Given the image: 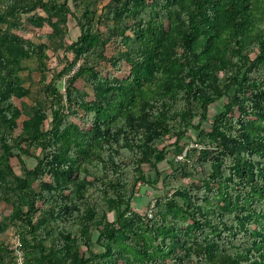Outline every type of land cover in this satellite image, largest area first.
I'll use <instances>...</instances> for the list:
<instances>
[{"label":"trees","instance_id":"16d2710c","mask_svg":"<svg viewBox=\"0 0 264 264\" xmlns=\"http://www.w3.org/2000/svg\"><path fill=\"white\" fill-rule=\"evenodd\" d=\"M5 1L0 14L11 17L37 9L73 15L67 0ZM74 1L86 20L67 47L68 65H79L64 93L44 88L53 97L50 128L24 120L13 144L0 130V165L18 193L4 199L29 227L39 209L52 224L31 241L22 235V244L39 264H264V0H109L110 21H97L114 37L126 30L137 41L120 56L129 66L122 78L103 74L110 36L91 22L96 0ZM25 41L12 35L0 47V120L14 125L20 110L9 96L26 95L17 63L41 56ZM83 77L91 99L75 85ZM222 97L210 119L209 105ZM173 138L176 156L161 194L138 214L131 209L137 185H156L147 171L160 177ZM24 156L36 160L32 168Z\"/></svg>","mask_w":264,"mask_h":264},{"label":"rangeland","instance_id":"374dc122","mask_svg":"<svg viewBox=\"0 0 264 264\" xmlns=\"http://www.w3.org/2000/svg\"><path fill=\"white\" fill-rule=\"evenodd\" d=\"M10 5H17L22 7L24 4L32 2L34 0H10ZM49 1V0H42ZM57 3H62L64 0H51ZM5 0H0V7L7 6ZM82 2V1H78ZM109 0H96L91 5V11L93 18L91 19L95 30L102 33V36L109 37L106 43L105 56L108 59L105 67H103V74L110 72L116 76L122 78L128 73L129 66L121 61V54L129 47L136 45V38L128 31L120 30L116 34L118 37H114V33H109L105 30V22L99 23L98 18L104 19V13ZM73 15L70 14H58L55 12H45L37 9L30 12H19L14 17L8 14H0V47L8 41L12 35L16 38L25 41L26 44H33L41 52V56L32 55L31 57H25L19 63H17V79L21 86L24 88L26 95L18 98L10 95L12 104L20 110V117L16 125L8 123V121L0 120V130L4 134V139H7L8 144L16 142L17 135L20 132L22 121L31 120L34 118L36 128L38 130H48L51 126V109L53 106V97H48L45 86L52 84L56 90L60 93H64L68 83L65 80L72 74L73 68L68 65L69 60L72 59V54L67 51V47L80 34V22L81 19H86L82 16L84 12V6L82 3H76L74 0H67ZM106 21H110L104 19ZM102 21V20H101ZM119 61V67L116 68L112 65L113 61ZM61 79L56 80V78ZM75 85L86 92V98H92V91L89 83L86 79L79 78L76 80ZM82 92V93H83ZM226 102V97H222L220 100L213 102L208 107V117L211 119L215 114L221 111ZM198 122V118L194 120ZM203 126L207 123L203 122ZM191 139H184L188 146H191L195 139L196 131L194 129L189 130ZM2 139L0 143H3ZM174 138L169 140L167 147V155L163 161L158 164L160 177L158 178L155 171H147V177L150 181H156L155 186L138 184L136 189V195L132 199L131 209L138 214H144L149 212L152 203L150 200L161 194L160 182L161 179L169 171L170 161L175 158L176 152L174 146L171 144ZM171 144V145H170ZM1 147V146H0ZM1 151V150H0ZM30 152L35 156L40 154V149L32 146ZM179 155V154H178ZM177 155V156H178ZM23 161L28 168H32L36 160L32 156H24ZM11 165L15 174L21 175L19 163L17 158L11 159ZM39 183L34 182L33 187L38 188ZM0 188L2 190L3 197L0 198V264H39L38 259L34 256L32 250L28 249L22 244V235H25L27 241H31L34 235L39 230L49 233L52 229L51 223L43 222L46 217L42 211L35 210L30 213L29 217L32 221L33 228L28 224L13 215V206L7 200L4 199L10 197L12 194L18 195L15 189V183L12 177L2 168L0 165ZM22 202L25 199L22 198ZM29 206L26 203L22 205L23 212H27ZM116 217V212L112 211L108 214V220L112 221ZM43 222V223H42ZM43 232V231H42ZM79 254L88 256L86 248L82 246L79 249Z\"/></svg>","mask_w":264,"mask_h":264}]
</instances>
